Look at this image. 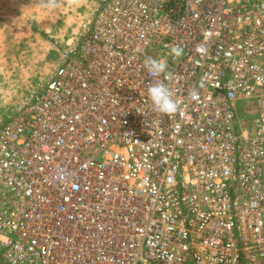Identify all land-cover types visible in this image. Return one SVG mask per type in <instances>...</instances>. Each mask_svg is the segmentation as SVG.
<instances>
[{"label":"built area","instance_id":"built-area-1","mask_svg":"<svg viewBox=\"0 0 264 264\" xmlns=\"http://www.w3.org/2000/svg\"><path fill=\"white\" fill-rule=\"evenodd\" d=\"M0 264H264V0H101L0 124Z\"/></svg>","mask_w":264,"mask_h":264},{"label":"rangeland","instance_id":"rangeland-1","mask_svg":"<svg viewBox=\"0 0 264 264\" xmlns=\"http://www.w3.org/2000/svg\"><path fill=\"white\" fill-rule=\"evenodd\" d=\"M100 2L0 0V124L52 77L62 53L91 26ZM246 103H239L240 111Z\"/></svg>","mask_w":264,"mask_h":264},{"label":"clouds","instance_id":"clouds-1","mask_svg":"<svg viewBox=\"0 0 264 264\" xmlns=\"http://www.w3.org/2000/svg\"><path fill=\"white\" fill-rule=\"evenodd\" d=\"M171 52L174 56L181 55V49L173 47ZM148 74L153 78L166 73L167 63L163 59L147 58L144 62ZM148 98L154 110L160 114L171 116L178 111L179 102L173 99L172 91L164 83H153L147 89Z\"/></svg>","mask_w":264,"mask_h":264}]
</instances>
